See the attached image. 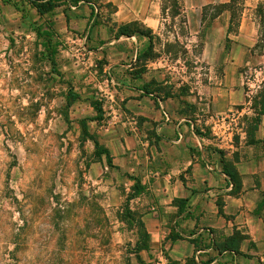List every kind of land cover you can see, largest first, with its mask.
<instances>
[{"label": "rangeland", "instance_id": "rangeland-1", "mask_svg": "<svg viewBox=\"0 0 264 264\" xmlns=\"http://www.w3.org/2000/svg\"><path fill=\"white\" fill-rule=\"evenodd\" d=\"M13 1L0 0V264H162L163 254L143 236L148 205L133 179L160 150L139 114L148 102L140 101L138 88L144 84L172 115L206 133L208 89L227 67L247 101L221 122L233 131L250 128L257 105L249 97L264 88V46L254 47L264 0H231L195 13H186L180 0H158L159 24L149 38L136 34L145 43L135 51L124 37L114 39L113 6L105 0H91L93 21L82 20L67 0L41 16L31 0ZM46 38L57 42L53 65ZM234 41L241 45L234 48ZM68 91L79 97L68 101ZM83 124L116 155L111 165L94 154ZM258 213L264 217L262 208ZM243 246L249 262L264 264V236Z\"/></svg>", "mask_w": 264, "mask_h": 264}, {"label": "crops", "instance_id": "crops-1", "mask_svg": "<svg viewBox=\"0 0 264 264\" xmlns=\"http://www.w3.org/2000/svg\"><path fill=\"white\" fill-rule=\"evenodd\" d=\"M105 1L113 6L111 15L116 26L139 23L155 29L159 24L158 0ZM180 1L186 13H195L199 8L228 0ZM71 10L79 11L84 21H93L96 17L95 6L91 8L82 0L72 5ZM220 31L225 39L226 23ZM119 37H124L127 46H133L134 51L145 43L136 37V33L114 35L116 41ZM232 43L234 48L241 45L236 41ZM238 59L241 60L242 56ZM131 65L128 64L129 67ZM233 76L231 69L224 67L219 84L208 89L210 113L204 122L207 124L206 133L199 131L185 116L172 115L166 110L164 100H155L146 93L141 95L140 101L148 102V106L139 114L143 117L142 121L150 124L152 140L159 142L160 150L154 151L151 158L142 162L144 169L140 173L135 171L133 178L139 181L140 193H143L148 205L141 216L142 225L148 242H153L152 250L163 254L162 264H169L168 259L184 264L193 257L192 264H253L249 262L252 256L245 255L248 249L243 246V240L264 236V217L257 215L260 208L264 211V207H260L264 200V114L259 116L256 127L249 133L242 127L235 131L225 128L221 122L222 114L247 101L244 87L242 89L237 84L236 75ZM227 81H230L229 85ZM129 137L135 138L132 134ZM104 147L112 162L116 155L107 145ZM118 152H122L121 157L124 158L122 143ZM132 152L140 157L135 149ZM224 163L235 173L238 186H234L222 171ZM242 205H248L253 210L242 211ZM203 229L211 230L219 243L236 233L245 234V238L239 240L235 236L238 240L234 253L217 252L207 245ZM201 241L205 242V246L199 245Z\"/></svg>", "mask_w": 264, "mask_h": 264}, {"label": "trees", "instance_id": "trees-1", "mask_svg": "<svg viewBox=\"0 0 264 264\" xmlns=\"http://www.w3.org/2000/svg\"><path fill=\"white\" fill-rule=\"evenodd\" d=\"M2 1L11 2L13 5H15V2L13 0H2ZM59 1H65V0H31L29 2H30V5L35 9L37 14L39 16H41V15L49 13L52 10V8L55 5H57L56 2H59ZM67 1L69 4L75 5L80 0H67ZM82 1L87 2L91 8H93V5L95 6V4L91 0H82ZM161 1H165V0H161ZM166 1L170 5H174L177 0H166ZM230 1L231 0H228L227 2H230ZM227 2H225V3H227ZM225 3H222V4H225ZM162 10H163V6L160 5V11H162ZM260 16H261V19L258 22L259 27L257 28L258 37H257V40L254 44V47H257L259 45L264 46V15L261 13ZM138 27H140V28H138ZM150 32H151V30L149 28H146L139 23H128V24L118 25L117 30H116V35L129 36V35L136 33V34H140L142 36L149 38ZM46 40L48 42H50L49 38H46ZM259 42H261L262 44H259ZM50 44H52V49H51V54H49L48 60L53 65L54 64L53 54L55 52L57 42H52V43L50 42ZM47 46H49V45H47ZM54 71L57 74H59V72H57V70L55 68H54ZM259 87L260 86L258 85V88L255 91V93L249 97L250 101L252 103H256L257 107H256V111L254 113L253 122H252L250 128H245L248 133L251 132L256 127V125L259 121V116L264 114V88L263 87L259 88ZM139 89L143 93L150 94V92L146 89L144 84H142ZM66 97H67L68 101H72L74 99H77L79 97V94L68 91L66 94ZM90 105L95 110L96 117H98V118L101 117V109H100V106L98 105V103L90 102ZM195 131L197 132V129ZM82 134L84 135L85 138H87L88 140H90L92 142L94 154L96 156L103 155L106 164L111 165V163H112L111 162V156H110L108 150L106 149V147L101 145L98 142V140L92 134H89L85 124L82 125ZM219 154H220V158H221V151H219ZM222 171L228 176V178L232 181L234 186H238V179H237L235 173L232 170H230L229 168H227L225 163L222 164ZM133 179H134V184L138 187L137 190L139 191L140 190L139 181L137 180V178H133ZM262 202H264V200ZM260 205H261L260 207H264V203H261ZM263 220H264V218H263ZM209 231L211 232V230H209ZM146 235L147 234L145 232L143 234L144 238L146 237ZM237 240L238 239L235 236H231V237L227 238L222 243H219L217 241L215 242L213 239V247L217 252L228 251V252L234 253L235 251H237Z\"/></svg>", "mask_w": 264, "mask_h": 264}, {"label": "built area", "instance_id": "built-area-1", "mask_svg": "<svg viewBox=\"0 0 264 264\" xmlns=\"http://www.w3.org/2000/svg\"><path fill=\"white\" fill-rule=\"evenodd\" d=\"M203 232L207 238V245L212 248L213 247V236L212 233L208 229H203Z\"/></svg>", "mask_w": 264, "mask_h": 264}]
</instances>
